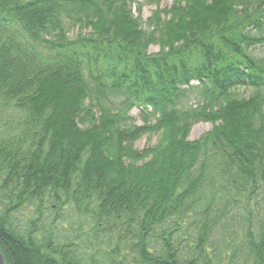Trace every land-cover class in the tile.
Segmentation results:
<instances>
[{"label": "trees", "instance_id": "trees-1", "mask_svg": "<svg viewBox=\"0 0 264 264\" xmlns=\"http://www.w3.org/2000/svg\"><path fill=\"white\" fill-rule=\"evenodd\" d=\"M136 3L0 0L7 264H264V0Z\"/></svg>", "mask_w": 264, "mask_h": 264}, {"label": "rangeland", "instance_id": "rangeland-1", "mask_svg": "<svg viewBox=\"0 0 264 264\" xmlns=\"http://www.w3.org/2000/svg\"><path fill=\"white\" fill-rule=\"evenodd\" d=\"M174 0H137V3L133 6V12L136 17L140 18L143 23L154 13L155 10L165 9L171 7ZM76 33L75 30L71 31V35ZM159 46L152 45L149 48L150 52H158ZM256 55L258 57L264 58V45L258 44L256 46ZM255 92L253 88L250 87H239L234 90V94L237 97L248 98ZM140 109L137 106H134L130 114L138 119L139 123H142V120L139 117ZM213 124L210 122H201L196 124L189 135V140H198L200 137L205 135L207 132L212 130ZM161 136L158 135H144L136 142L137 149H144L147 147H154L160 143Z\"/></svg>", "mask_w": 264, "mask_h": 264}, {"label": "water", "instance_id": "water-1", "mask_svg": "<svg viewBox=\"0 0 264 264\" xmlns=\"http://www.w3.org/2000/svg\"><path fill=\"white\" fill-rule=\"evenodd\" d=\"M0 264H7L2 251L0 250Z\"/></svg>", "mask_w": 264, "mask_h": 264}]
</instances>
